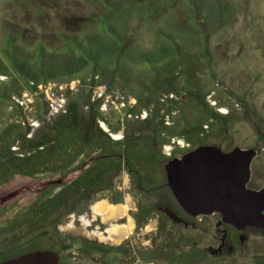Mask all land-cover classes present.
Returning <instances> with one entry per match:
<instances>
[{
    "label": "rangeland",
    "instance_id": "374dc122",
    "mask_svg": "<svg viewBox=\"0 0 264 264\" xmlns=\"http://www.w3.org/2000/svg\"><path fill=\"white\" fill-rule=\"evenodd\" d=\"M103 32L116 36L120 45L129 38L131 54L136 49L141 62L130 55L93 58L73 76L41 84L38 90L16 73L0 78V89L16 80L13 84L18 82L20 91L0 110V144L20 140L17 126L31 132L50 122L51 106L56 108L61 98L72 95L90 97L94 107L100 105L103 121L98 127L112 140L123 139L131 124L138 126L166 102L163 108L176 109V114L160 111L164 126L179 118L190 122L172 129L174 137H162L159 152L164 160L143 164V188L137 176L122 170L89 204L73 207L67 201L52 218L44 219L42 201L74 180L90 165L89 159L85 166L78 160L74 166L79 170L65 177L61 172L17 174L0 185V261L34 247H49L65 264H264L260 229L245 228L240 239L233 226H216L219 215L185 226L158 211L167 208L190 220L171 199L164 164L165 158L200 146L226 153L235 148L256 151L248 188H264V0H0V57L11 46L9 37L15 36L14 46L23 51L41 47L49 55L55 53L52 58L70 59L72 50L76 57L83 55L86 36ZM158 47L175 52L172 60L161 64L171 65L166 69L170 75L179 65L186 66L172 97L163 96V89L152 90L165 79L163 66L154 71L138 66L155 63ZM115 66L116 73L110 74ZM199 92L215 111L210 120L201 114ZM180 110L184 113L179 115ZM102 204L105 208L98 211ZM110 208H121V215H110ZM124 227L128 229L123 233L112 232Z\"/></svg>",
    "mask_w": 264,
    "mask_h": 264
},
{
    "label": "trees",
    "instance_id": "16d2710c",
    "mask_svg": "<svg viewBox=\"0 0 264 264\" xmlns=\"http://www.w3.org/2000/svg\"><path fill=\"white\" fill-rule=\"evenodd\" d=\"M86 37L87 44L82 48L83 55L76 57L75 51L72 50L69 59L59 57V55L57 58H52L51 56L55 53L51 52L50 56L41 47L38 49L34 48L31 51L24 48L23 51L18 46H14L13 43L17 40L15 36H10L9 42L12 47L6 48L0 57V78H10L11 75L16 73L20 76V78L18 77L19 80L23 83H28V85L30 84L32 88L38 90V86L41 84L45 85L47 82H52L59 78L73 76L83 70L88 64H91L94 60L93 58H96L95 61L99 57H102L99 59L112 60V58L117 56L126 55L128 57L130 55L134 56L132 58L136 62H141L137 58L139 56L137 53L139 52L136 49L135 54H131L134 48L129 46V38H127V41L122 40L124 44L120 45L116 36L113 37L107 32H103L101 36L100 34H91ZM80 47L82 46L80 45ZM155 53H159L154 57L156 59L154 60L155 63L149 62L148 65L138 64V66L154 71L153 67L163 66L161 64L169 59L172 60V55L175 54L169 48L159 49V47L155 50ZM19 54H22L23 57H18ZM168 56L171 57L168 58ZM181 62L179 64L183 65ZM163 67L164 69H161V73L165 79L163 82L157 81V87L152 90H156V88L163 89L166 91L163 96L171 95L172 97L174 95L173 91L180 84L182 72L185 73L183 70L186 66L181 67L179 65V68L171 71V75L170 72L166 71L171 65ZM113 68L110 74L116 73L114 70L117 67ZM128 78L130 80V77ZM15 81H10L3 86V89H0V110L10 103V95L13 99L12 93L20 92L18 91V82L13 84ZM87 93L85 92L86 95ZM199 94L201 93L199 92ZM68 95L71 94L69 93ZM156 97V94L152 95V98ZM201 97V114L205 120H210L216 116V114H213L215 111L213 112V108H209L202 94ZM64 99L61 98L60 100L63 101H59L58 106L53 108L56 111H53L52 108L48 110V114L52 116L50 122H42L38 128L33 129L31 132L28 131L29 129L23 131L17 126V131L21 130L20 140H13L6 145L0 144V185L8 182L17 174L34 177L38 174L61 172V175L65 177L66 174L79 170L78 167L75 168L76 166H74L78 160L89 159L91 161L90 165L81 171L74 180L61 185V189L56 194L50 195L42 203L40 202L42 204H40V208L45 209L41 213L44 219L52 218L53 214L58 213L57 211L62 207L60 205L68 204L67 201H71L74 205L73 207H77L84 201L89 204L98 192H102L111 186L113 178L118 177L122 170H127L129 175L137 176L139 178L138 186L143 188V164L153 161L161 163L164 160L159 152L160 146H163L165 142L162 137L166 134L169 137H174L175 134L171 132L172 129L177 128L180 124L190 122V120L185 118L184 120L179 118V122L174 119L168 126H164V120L159 116L160 111H167L165 113H172V115L176 114V109L172 111L169 107L166 109L170 110L163 108L166 102L161 110L150 111V114L145 119L139 121L140 123L138 122V126L131 124V130L128 131L127 136L125 135L123 139L112 140L110 135L98 127V122L103 121L100 120L102 115L100 116L99 114V104L94 107V104L90 102V97H82L80 95H72L68 100H66V97ZM158 101L160 102L161 99H158ZM161 102L163 103V101ZM185 107L189 109L188 105ZM87 108L91 111H88ZM180 113L183 114V110L179 111V115ZM228 117L229 114H227L226 118ZM27 135H29V138H27ZM0 143H2L1 140ZM12 147H16V150H13ZM77 164H80V161ZM86 164V161H84L82 166ZM96 187L99 188L96 189ZM168 190L171 199L177 204L169 187ZM176 206L181 209L178 204ZM31 208L34 209L35 206ZM161 213L164 214V212ZM167 218L170 219L169 217ZM38 250L54 251L49 247H34L0 262ZM54 252L59 255V252ZM59 264H65L63 258Z\"/></svg>",
    "mask_w": 264,
    "mask_h": 264
},
{
    "label": "water",
    "instance_id": "95a60500",
    "mask_svg": "<svg viewBox=\"0 0 264 264\" xmlns=\"http://www.w3.org/2000/svg\"><path fill=\"white\" fill-rule=\"evenodd\" d=\"M254 150L235 148L222 152L202 146L164 164L167 185L179 207L190 217L221 215L224 223L239 231L251 227L264 232V188H248ZM172 221L182 219L168 209ZM0 264H59L51 250L23 254Z\"/></svg>",
    "mask_w": 264,
    "mask_h": 264
},
{
    "label": "flooded vegetation",
    "instance_id": "af4514ba",
    "mask_svg": "<svg viewBox=\"0 0 264 264\" xmlns=\"http://www.w3.org/2000/svg\"><path fill=\"white\" fill-rule=\"evenodd\" d=\"M189 151H191V150H187V151H184V153L182 154V156L185 154V153H187V152H189ZM182 156H176V155H174V156H172V157H169L167 160H166V162L168 161V160H172V159H177V158H181ZM165 209H167V208H165ZM182 210V209H181ZM158 211H161V210H159V208H158ZM171 211V210H170ZM161 212H163V210L161 211ZM173 213H174V211H172ZM184 212V211H183ZM185 213V212H184ZM185 215L187 216V218L188 219H190L189 221H185V220H183L182 218V223L185 225V226H187L192 220H196V221H198V220H200L201 218H208V217H210V216H214V215H219L220 216V220L217 222V224H216V226L217 227H219V226H222L223 224L224 225H227L226 223H224L223 222V220H222V217H221V215L220 214H218V213H214V214H212V215H208V216H199V217H190V216H188L186 213H185ZM180 218V217H179ZM181 224V223H180ZM192 224V223H191ZM231 226V225H230ZM233 232H235V234L236 235H238L239 237H240V239L242 238V239H244V236L243 235H241L240 236V231L239 230H237L236 228H234L233 227ZM238 233V234H237ZM226 238H227V235H224V237L222 238V240H221V244L222 245H224L226 242ZM235 245L233 244V243H231V245H230V247L232 248V247H234ZM56 253V252H55ZM59 256V262L61 261V258H60V255H58Z\"/></svg>",
    "mask_w": 264,
    "mask_h": 264
},
{
    "label": "bare ground",
    "instance_id": "6f19581e",
    "mask_svg": "<svg viewBox=\"0 0 264 264\" xmlns=\"http://www.w3.org/2000/svg\"><path fill=\"white\" fill-rule=\"evenodd\" d=\"M97 210L98 209H102V208H105V204H102V205H99L98 207H96ZM111 212L110 215H113V216H116V215H121L120 213L122 212L121 208H110ZM100 211V210H98ZM100 213V212H99ZM128 228L127 227H124L122 229H113V233L115 234H120V233H123L124 231H126Z\"/></svg>",
    "mask_w": 264,
    "mask_h": 264
},
{
    "label": "built area",
    "instance_id": "2783aa9c",
    "mask_svg": "<svg viewBox=\"0 0 264 264\" xmlns=\"http://www.w3.org/2000/svg\"><path fill=\"white\" fill-rule=\"evenodd\" d=\"M51 108L53 109L54 107H53V106H51ZM53 111H56V110H54V109H53Z\"/></svg>",
    "mask_w": 264,
    "mask_h": 264
}]
</instances>
